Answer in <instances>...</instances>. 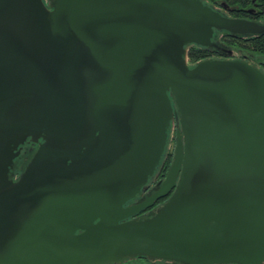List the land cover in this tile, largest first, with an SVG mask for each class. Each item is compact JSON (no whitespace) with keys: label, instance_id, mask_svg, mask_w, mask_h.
Returning <instances> with one entry per match:
<instances>
[{"label":"water","instance_id":"1","mask_svg":"<svg viewBox=\"0 0 264 264\" xmlns=\"http://www.w3.org/2000/svg\"><path fill=\"white\" fill-rule=\"evenodd\" d=\"M217 32L264 22L204 0H0V264H264V70L191 64Z\"/></svg>","mask_w":264,"mask_h":264},{"label":"trees","instance_id":"2","mask_svg":"<svg viewBox=\"0 0 264 264\" xmlns=\"http://www.w3.org/2000/svg\"><path fill=\"white\" fill-rule=\"evenodd\" d=\"M228 4H235L237 2H243L246 5L250 4V0H226ZM256 10L254 12L250 11H235L232 13L234 17H246L255 20H264V0H255ZM219 33V32H217ZM223 41L231 46L238 47L240 49L246 50L254 54L264 55V34L258 36H237L230 33L224 32ZM207 51L203 47L193 46L189 51V61L191 64H194L202 59H206ZM250 60L249 58H247ZM252 61V60H250ZM260 66V65H259ZM264 70V62L260 66ZM170 165V158L166 161V164L162 170L161 176H164ZM164 198L160 199L158 202H161Z\"/></svg>","mask_w":264,"mask_h":264},{"label":"flooded vegetation","instance_id":"3","mask_svg":"<svg viewBox=\"0 0 264 264\" xmlns=\"http://www.w3.org/2000/svg\"><path fill=\"white\" fill-rule=\"evenodd\" d=\"M217 1L218 0H212V2H215L216 5L219 2V1L218 2ZM229 5L230 6L227 8V11L229 13H233L235 11H238V12L239 11H250V12H254L256 10L255 0H250V4L249 5H246L243 2H237L235 4H229ZM243 18H246V17H243ZM248 19H251V18H248ZM251 20H255V19H251ZM260 22H262V21H260ZM215 40H216V38H215ZM216 41L220 44V48H217V47H203L207 51V53H206L207 57L206 58H226V57H228L229 51L232 52L233 49H231L230 47H228L227 44L223 40L222 41L216 40ZM178 129H179V125L176 124V127H175V134L176 135H177ZM173 146H175V142H174V145ZM37 147H38V143H34L32 141H26L25 142V144L23 145V148L21 150V154L16 159V167L12 171V173H14V177L15 178L24 169V167L26 166L27 162L30 160L31 156L33 155V153L37 149ZM173 149H174V147H173ZM149 184H150V187H149L148 190L145 191V193H147L149 190L156 189V187H155V180L153 178H151L149 180ZM141 199H142V197H140V198L138 197V198H136V200H134L132 202H137V201H139ZM166 199H167V197H165L164 200H162L161 202H158L159 201L158 200L154 204V206L145 209L143 212H140L137 215H141L143 213L150 212L155 207H157L159 204L163 203ZM160 261H162V262L164 261L163 264H180V263H177V262H170V261H165V260H160Z\"/></svg>","mask_w":264,"mask_h":264},{"label":"rangeland","instance_id":"4","mask_svg":"<svg viewBox=\"0 0 264 264\" xmlns=\"http://www.w3.org/2000/svg\"><path fill=\"white\" fill-rule=\"evenodd\" d=\"M205 3L215 7L216 9L222 11L224 14L226 15H229V16H232V13H229L227 11V8L230 6L226 0H218L217 2V5L215 4V2H212V0H204ZM224 1V2H223ZM262 22H264V20H260ZM225 33L224 32H219L217 33V35L215 36L216 40L218 41H222L223 37H224ZM193 46H198V45H193ZM191 46V47H193ZM228 47H230L231 49H233L232 51V55L234 57H238V58H249L250 60H252V62L258 64V65H262V63L264 62V55H260V54H254V53H251V52H248L246 50H243V49H240L238 47H234V46H231V45H228ZM199 47H202V46H199ZM175 127H176V124L174 126L173 129H171L170 131V138H169V141H168V146H167V150H166V154L162 160V163L161 165L158 167L157 171H156V174H155V177H154V180H155V187L157 186V183L162 180L164 176H161V173H162V170L166 164V161L170 158V164H171V161H172V158H173V154H174V149L173 147L175 148L174 145V142H175V145H176V134H175ZM170 167V165H169ZM168 167V169H169ZM168 171V170H167ZM149 189V188H148ZM150 191V190H149ZM156 208V207H155ZM154 208V209H155ZM153 209V210H154ZM152 211V210H151ZM164 261H160V260H151V259H147V258H136V259H132V260H128L126 262H122L121 264H163Z\"/></svg>","mask_w":264,"mask_h":264}]
</instances>
